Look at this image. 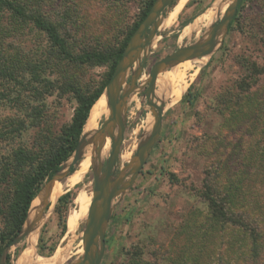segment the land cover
Instances as JSON below:
<instances>
[{"label":"rangeland","instance_id":"obj_1","mask_svg":"<svg viewBox=\"0 0 264 264\" xmlns=\"http://www.w3.org/2000/svg\"><path fill=\"white\" fill-rule=\"evenodd\" d=\"M74 1L48 0L43 9L52 22L64 23L60 25L59 32L65 47L72 55H80L115 43L116 39L109 38L114 29L127 32L138 19L146 0H124L121 6L114 7L117 9L112 8L114 10L110 14H107L109 6L103 0H78L77 4ZM212 1L185 0L181 9L176 10L180 0H174L163 17L144 34L145 38L154 35L155 46L148 49L140 81L129 97L128 109L136 111L137 116L129 119L125 132L120 167L126 172L120 183L143 142L139 122L142 94L153 79L168 80L175 76L172 58L181 50H187L185 59L194 51L198 57L201 55L204 28L190 26L188 31L181 30L205 14ZM222 11L226 12L221 15L223 33L219 46L205 61L194 82L186 84L179 93L169 91L172 95L165 93L164 86L152 90L154 94H151L147 105L149 112L163 101L169 103L168 110L161 122L153 124L151 150L118 204L114 219L108 224L101 264H131L133 261H138V264H264V250L258 256L249 253L247 247L250 245L246 239L241 241L244 251L239 259L230 252V248L215 246L213 239L211 242L214 243H204L203 228L197 227L200 220L196 221L197 209H205L199 197L204 169L218 172L225 186L233 182L229 191L222 189L221 195L225 198L231 196L234 204L228 202L225 207L243 215L245 220L254 208L246 206L247 210L242 211L237 205L243 200L251 204L264 199V174H257L254 170L257 163L253 164L256 160L254 152L258 148L250 141L255 139L260 146L264 143V126L260 124L264 120V112L263 116L258 114L260 107H264V73L252 81V87L242 92L243 96L238 90V83L248 78L243 60L256 62L264 68V0H238ZM170 17L173 19L171 22L161 23ZM182 42L183 46L180 45ZM0 63L6 66L0 68V167L2 163L12 162L24 145L33 146L38 136L44 133L43 128H28L30 124H26L24 131L27 117L24 111L30 109L29 105L47 109L46 123L52 122L59 129L73 117L77 107L76 93L95 91L104 82L109 69L108 65L79 64L63 58L45 30L8 10L0 11ZM184 67L189 68V64L185 63ZM35 90L41 93L36 99L31 96ZM225 95L234 104L235 112L227 113L228 121L217 126L208 113L212 111V102L216 103L221 98L219 103L224 105L226 114L228 104L224 102ZM241 97L246 101L239 107L236 104ZM236 106L242 108V112L236 110ZM103 123L102 117L100 129ZM245 155L252 160H245ZM74 165L75 170L78 169V164ZM92 167L76 185L55 193L61 181L39 202L35 209L38 213V260L46 259L51 251L53 255L63 253L84 234L87 221L80 222L83 211L73 204V199L81 189L92 199ZM243 168L249 173L239 181ZM72 174L67 173L65 178ZM0 185L3 186L2 191L5 187L10 200L0 196V233H5L10 226V202L15 198L16 185L14 182ZM65 193H69L67 204L56 207L57 197ZM70 207L77 210L73 220ZM197 214L202 216L201 211ZM45 215V222H39V218ZM65 221L67 228L61 235ZM29 243L30 234L24 231L6 245L5 253L10 254L11 264L21 263ZM135 249L134 253L138 254L133 256L134 260L131 253ZM5 260L3 257L2 263ZM78 263L79 258H74L66 264Z\"/></svg>","mask_w":264,"mask_h":264},{"label":"trees","instance_id":"obj_2","mask_svg":"<svg viewBox=\"0 0 264 264\" xmlns=\"http://www.w3.org/2000/svg\"><path fill=\"white\" fill-rule=\"evenodd\" d=\"M77 1L78 0H75L74 2L77 4ZM123 1L124 0H103L104 4L109 6L107 14L111 13L112 8L118 7L119 5L121 6ZM154 1L155 0L145 1V5L141 9L138 19L127 32L120 29L117 30L118 28L114 29L113 34L109 38L112 40L116 39L117 41L115 43H110L102 50L94 49L85 51L80 55H72L66 49L64 38L59 32L60 25L64 23L62 21L52 22L48 17V12L43 9L44 4L48 2V0H0V11H11L16 16L27 19L36 27L45 30L53 45L58 46L63 58L75 61L79 64L109 66L104 82L95 91L90 94L76 93L77 107L71 121L65 126L57 129L52 122L47 124V109L43 110L42 108L29 105L30 109L24 111V113H27V117H25L26 120H24V131L26 130V124H30L28 128L35 127L45 130L44 133L43 131L41 132L43 134L40 137L38 136L33 146L24 145V148L19 149L16 153L12 162L2 163L0 167V184L7 183L10 185L11 182H14L16 185L15 198L11 199L10 202L11 212L10 214L8 213L10 226L5 233H0V260L6 245L13 241L20 233L32 200L43 191L45 184L53 178L55 173L62 167L63 162L75 151L92 106L96 103L106 84L111 79L115 67L131 36L146 16ZM66 16L67 14H65L64 18H66ZM110 26H112V23ZM243 64L246 67L248 78L238 83V90L242 96V92L252 87V81L255 80L258 75L264 73V68L260 67L256 62L245 59L243 60ZM2 66L5 65L0 63V68ZM40 94V91L35 90L34 93L32 92L31 96L36 99L39 98ZM224 99V102L226 101V104H228V106H226V114L223 111L224 105L222 104L221 106L219 103L221 98L218 99L219 101L216 103L212 102L210 106L212 111L210 110L208 113L211 114L209 118L212 119L217 126L228 121L227 117L229 118V116H227V113L231 114L235 112V107H233L234 104L228 100L226 95ZM245 101L246 100L242 97L238 98L236 105L241 107L240 105L244 104ZM26 105H24V107ZM237 106L236 110L242 112V108H237ZM260 108L261 110H259L258 114L263 116L264 107L262 106ZM260 124L264 126V120H261ZM250 141L258 148L254 152L256 160L253 164L257 163V165H254L256 166L254 170L257 174H264V143L260 146L257 140L250 139ZM245 160L250 161L252 159L245 155ZM74 170L75 165H72L68 174H72ZM251 172L253 173V168ZM241 173L239 181L246 178L249 171L243 168ZM201 179V192L199 193V197L205 209H197L198 212H202V216H199L197 214L198 212H194L197 217L196 221L200 220L197 227L202 226L203 228L201 232L203 241H206L204 243L209 244L211 239H213V241H215V246L222 245L227 249L230 248V252L239 259L241 258V253L244 251V246L241 241L246 239L250 245V248L247 247L248 252L258 256L261 250H264V199L263 202L253 201L251 204L243 202V200V203L241 202L240 205H237L238 207L241 206L242 211L247 210L246 206H248L249 209L254 208V210L250 212L248 219L245 220L243 215H238V213L227 210V207H225L228 202L234 204L233 201L230 200L231 196L225 198L221 195L222 189L229 191L230 185L233 184L232 181L225 186L219 179L218 172L210 169H204L202 171ZM2 188L3 186L1 187L0 185V192ZM4 189L0 196L1 199H6V201H8L9 193H6ZM68 198L69 193L62 195L56 201V207H59L61 204H67ZM112 218L114 219V215ZM66 228L67 221L64 222L61 235L65 234ZM212 236L214 237L212 238ZM213 241L211 243H214ZM135 251L137 250L135 249L132 251L131 257L138 254V252L134 253ZM208 252H210V250H208ZM52 255L53 251L45 257L49 258ZM5 259L4 264H11L10 254H7ZM133 259L135 260V257H133ZM131 264H138V261H133Z\"/></svg>","mask_w":264,"mask_h":264},{"label":"water","instance_id":"obj_3","mask_svg":"<svg viewBox=\"0 0 264 264\" xmlns=\"http://www.w3.org/2000/svg\"><path fill=\"white\" fill-rule=\"evenodd\" d=\"M173 1L174 0H155L153 2L146 16L131 36L115 67L111 79L94 104L96 105L106 94V98L103 99L107 111L104 115L103 125L107 136V144L102 148L86 151L85 153H78L77 151L81 144L80 136L75 151L63 162L62 167L55 173L53 178L45 184L43 191L32 200L26 220L18 234L19 236L24 231H28L30 234V243L20 264H66L74 258H79L78 264H101L102 242L108 224L118 204L128 192L137 171L145 162L153 144L154 127L147 107V105H149V98L151 97L152 90L159 86L191 85L199 74L205 61L209 59L218 48L220 37L223 33L221 12L224 0H213L205 14H202L206 16L207 21L203 27L204 45L201 55L186 69V71L184 70L180 73L182 76L175 78L171 77L168 80L155 78L149 83L145 92L142 94L140 99L141 115L139 122L143 130L144 136L140 138L143 142L137 149L136 156L125 179L120 184H116L114 177L117 173L116 168L120 161L122 145L125 141V132L128 127L127 111L129 108V97L140 81L148 55V51L144 47L142 40L144 34L160 16L166 13ZM211 23L212 25L215 24V29L210 30ZM125 85H127V87L124 89ZM86 157H96V161L92 168L94 175L91 210V216L94 222L93 227L90 231L82 234L77 243L68 247L63 253L58 255L54 254L51 258L38 260L36 255L38 213H34V207L41 200L46 198L62 179L67 176L72 165ZM60 197L61 196L57 197V200ZM7 254L8 253H5L4 249L0 264H4L2 263V258H6Z\"/></svg>","mask_w":264,"mask_h":264},{"label":"bare ground","instance_id":"obj_4","mask_svg":"<svg viewBox=\"0 0 264 264\" xmlns=\"http://www.w3.org/2000/svg\"><path fill=\"white\" fill-rule=\"evenodd\" d=\"M236 1H238V0H226V1H224V5H223L222 10L228 9ZM184 3H185V0H180L179 4L177 5L176 10H180ZM225 12L222 11L221 15L224 14ZM162 17L163 16H160L156 21H159ZM172 18H173V16H172ZM172 18L170 17V19L167 21L166 20L161 21V23H163V25H166V24H168V22H171L173 20ZM203 18H206V16L201 15V16L196 17L191 23H188L181 30V32H185L183 30L188 31L190 26H193V27L199 26V28L203 29V27L207 21L206 19H203ZM156 21L154 23H156ZM215 27H216L215 24H213V25H212V23L210 24V30L215 29ZM142 41H143V45L147 49V51L149 48H152L155 46L154 35H151L148 38L143 37ZM202 41L204 43V36L202 38ZM180 45L183 46V42L180 43ZM186 56H187V50H181L177 55H175L172 58V63L174 64V66H173L174 67L173 68L174 69L173 75H175L174 77L182 76V75H180V73H182L184 70H186V68L184 67L185 63H188L189 67H190V65H192L194 63V61L198 58V55L195 53V51L193 52L192 56H189L188 59H185ZM185 85L186 84L178 85V86H164L163 90L165 91V93L167 92L166 94H171V92H169V91L179 93L180 89L183 88ZM126 87H127V85L124 86V89ZM151 94H154V93H151ZM103 98H106V94L103 96ZM103 98L101 100H99L98 103L91 108L89 117L86 120L85 125L83 127L81 140H80L81 144H80L79 150L77 151L78 153H85L86 151H91V150H95L98 148H102L107 144V136H106V132L104 130V125H103L102 129L99 128L100 120H102V117L104 119V115L107 111ZM162 103L153 107L149 112L151 119H152V125L161 122L163 116L166 114V112L168 110L169 103L166 104V101H163ZM136 116H137L136 111L128 109V111H127V125H128L129 119L130 118L134 119V118H136ZM136 148H137V146H136ZM95 161H96V157H86V158H83L80 161H78L77 162L78 169H76L72 175H70L69 177L62 180V182L56 187L54 192L56 193L58 191L65 189L66 187H69V186L71 187V186L76 185V183L79 182L83 178L85 173L91 168V166L95 163ZM119 167H120V161H119V164H118L116 169L118 170ZM125 172H126V170L124 168L121 169V167H120V171L116 173L117 177L116 176L114 177L116 184H120V181L122 180L121 177L124 175ZM89 197L87 196L84 189H81L78 191V193L75 195V197L73 199V204L80 207L81 211H83L82 215H80V220H81L80 222L87 221L85 224L84 233L90 231V229L93 227V223H94L92 216H91L93 198H92V195H91V198H92L91 200L89 199ZM53 199H54V196L48 202V206L51 204ZM38 204L35 205V207H34V213H35V209L38 207ZM76 211L77 210L75 207H70L71 220H73L72 217L75 215ZM46 217H47V215L43 216L42 218H39V222H41V223L45 222Z\"/></svg>","mask_w":264,"mask_h":264},{"label":"flooded vegetation","instance_id":"obj_5","mask_svg":"<svg viewBox=\"0 0 264 264\" xmlns=\"http://www.w3.org/2000/svg\"><path fill=\"white\" fill-rule=\"evenodd\" d=\"M103 243V242H102Z\"/></svg>","mask_w":264,"mask_h":264}]
</instances>
